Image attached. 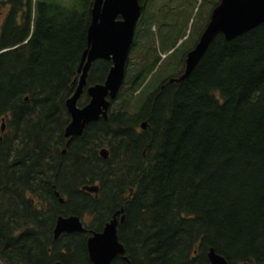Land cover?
I'll return each instance as SVG.
<instances>
[{
	"label": "trees",
	"instance_id": "trees-1",
	"mask_svg": "<svg viewBox=\"0 0 264 264\" xmlns=\"http://www.w3.org/2000/svg\"><path fill=\"white\" fill-rule=\"evenodd\" d=\"M48 1L0 2L9 9L0 31V264H87L81 234L51 241L56 216L87 217L99 231L119 207L127 261L110 264H207L208 248L227 264H263L264 24L215 37L188 77L168 85L218 1L197 0L195 10L196 0H175L196 11L178 27L169 0H140L106 120L65 146L63 103L79 76L92 0ZM109 64L93 62L85 87L102 83ZM85 184L97 185V199L77 190Z\"/></svg>",
	"mask_w": 264,
	"mask_h": 264
},
{
	"label": "water",
	"instance_id": "water-1",
	"mask_svg": "<svg viewBox=\"0 0 264 264\" xmlns=\"http://www.w3.org/2000/svg\"><path fill=\"white\" fill-rule=\"evenodd\" d=\"M140 0H92L89 12V24L85 28L86 49L80 55V62L77 66L75 89L63 106L65 107L69 122L63 128L65 146L68 141L82 133V128L98 119L106 120L110 102L116 98L120 89L127 59V52L132 43L134 27L138 21L141 11ZM208 13V21L204 25L202 32L193 48L185 54L183 71L178 77L170 78L167 84L182 82L188 74L193 71L197 61L203 56L205 49L212 43L217 36H221L225 41H230L237 36L264 24V0H217ZM97 60L109 62V68L102 83L85 87V77L90 65ZM84 89V90H83ZM83 90L88 97V102L81 108L77 107L76 102ZM145 123L139 125L144 129ZM5 130L2 123L1 131ZM64 152V149L60 153ZM98 156L105 159L107 153L104 149L98 150ZM95 186H83L80 188L87 193L96 194ZM58 196L57 193L54 194ZM61 203L62 199H58ZM113 213L111 219L103 225L102 231L91 232L90 238H86V252L89 264H109L116 256L123 255V248L116 239V216ZM124 216L119 218L122 222ZM53 239L63 233H83L79 218L75 216L58 217L53 226ZM206 260L208 264H227L221 256L208 249ZM125 260V258H122ZM247 264V263H242ZM261 264V263H260ZM264 264V262H263Z\"/></svg>",
	"mask_w": 264,
	"mask_h": 264
},
{
	"label": "flooded vegetation",
	"instance_id": "flooded-vegetation-1",
	"mask_svg": "<svg viewBox=\"0 0 264 264\" xmlns=\"http://www.w3.org/2000/svg\"><path fill=\"white\" fill-rule=\"evenodd\" d=\"M8 13V12H7ZM7 15V14H6ZM86 88V87H85ZM82 91V90H81ZM83 93H85L84 91H83ZM82 94V93H81ZM85 96H86V94H85ZM87 97V96H86ZM87 102H88V97H87ZM86 103V102H85ZM84 103V104H85ZM84 106V105H83ZM77 107H79V108H81L80 106H77ZM67 118H68V116H67ZM68 122H69V118H68ZM68 124V123H67ZM141 125V124H140ZM66 127V126H65ZM144 127V126H143ZM140 128V127H139ZM83 129V128H82ZM141 129V128H140ZM144 129H145V127H144ZM144 129H141V130H144ZM83 131V130H82ZM63 135V134H62ZM81 135V134H80ZM79 135V136H80ZM64 138V137H63ZM74 138V137H73ZM65 139V138H64ZM65 145V144H64ZM101 149H104V148H101ZM100 149V150H101ZM105 150V149H104ZM62 152V151H61ZM105 152H106V150H105ZM98 153V152H97ZM100 157V156H99ZM107 157V156H106ZM101 158V157H100ZM103 159V158H102ZM83 186H86V187H89V186H95L96 188V194L94 195V193H87L86 191H82L80 188H82ZM80 188H78L77 190L78 191H80V192H82V193H85L87 196L88 195H91L94 199H97V196H98V187H97V185L96 184H88V185H82V186H80ZM55 193H57V192H55ZM54 193V194H55ZM58 194V193H57ZM130 194V192L128 193V195ZM127 195V196H128ZM55 196V195H54ZM55 197H57V200L58 199H62L61 197H59V195L58 196H55ZM64 201V199H62V202ZM59 203V202H58ZM60 204V203H59ZM121 210V212H119L118 213V215L116 216V220H117V224H116V239H117V232H118V228H119V225H121V224H123V222L125 221V216H124V214H123V212H124V209H123V207H119L117 210H115V211H113L111 214H110V216H109V218L107 219V221H105L103 224H102V228H103V225L104 224H106L110 219H111V217L113 216V213L114 212H117V211H120ZM70 216H74V215H68V216H64V217H70ZM121 216H124V219H123V221L122 222H119V218L121 217ZM58 217H63V216H56V219L58 218ZM63 217V218H64ZM78 218H79V220H80V222H81V227L82 228H84V232L83 233H77V234H81L82 236H83V238H82V240H83V244H84V249L86 250V238H90V236H91V232H100L101 233V231H102V228H101V230H99V231H93V230H88L87 228H86V225H88V221H87V217H85V218H82V217H80V216H77ZM76 216H75V218H77ZM56 219H55V222H56ZM90 221V220H89ZM55 222H54V225H55ZM52 228H53V226H52ZM52 233H53V229H52ZM71 234H75V233H65V234H63V233H61V234H59L56 238H54L53 239V234H52V239H51V241H55V240H58V239H61V238H63V241L65 240V236H69V235H71ZM77 234H75V235H77ZM65 237V238H64ZM117 241H118V243H120L119 242V240L117 239ZM121 244V243H120ZM122 245V244H121ZM122 248L124 249V247H123V245H122ZM122 249V250H123ZM209 249V248H208ZM84 250V252L86 253V263L87 264H89L88 262V255H87V252ZM206 255H207V253H206ZM116 258H119L122 262H125L126 263V258H125V253L123 252V255L122 256H116L114 259H112L110 262H109V264L113 261H115V259ZM122 258H125V260H123ZM207 258V257H206ZM60 262L59 261H54V263L53 264H59ZM207 264H208V261H207Z\"/></svg>",
	"mask_w": 264,
	"mask_h": 264
},
{
	"label": "rangeland",
	"instance_id": "rangeland-1",
	"mask_svg": "<svg viewBox=\"0 0 264 264\" xmlns=\"http://www.w3.org/2000/svg\"><path fill=\"white\" fill-rule=\"evenodd\" d=\"M3 1H5V0H0V2H3ZM55 2H50V1H48V4H55V6L56 5H58L59 7H63V8H67L68 7V4L71 2V0H54ZM163 0H159V1H157L156 3H158V4H160V2H162ZM196 2V5H195V10L197 9V7H198V2H197V0L195 1ZM45 3H47V2H45ZM168 7H169V9H170V13L172 12V13H175V12H179V11H181L180 12V15H181V19L179 20V23H178V27H180V26H182V25H184V20H185V18H186V16H184V13L186 12V13H188L189 12V14H190V16H189V18L190 19H192L193 18V16H194V14L193 13H195L196 11H191L190 12V10L189 9H183L184 8V6H181V4L180 3H177L175 0L173 1V0H169L168 2ZM60 4V5H59ZM158 6H160V5H155V4H153L152 6H151V11H153V12H155V8H157ZM71 7V6H70ZM70 7H68V8H70ZM8 7L7 6H0V31H1V27H2V24H3V21H4V19H5V17H6V14H7V12H8ZM183 16V17H182ZM172 17L169 15V13L167 14V17L165 18V20H166V22L168 21V23H172ZM151 31L152 32H154L155 33V28L153 29H151ZM180 42L181 41H179L178 43H177V45L178 44H180ZM155 47L157 48V53H158V56L160 57V59H163V57H164V54L162 53V52H158V47H159V44L158 45H155ZM139 53V52H138ZM170 53V51L167 53V54H169ZM136 54V53H135ZM140 54V53H139ZM137 56H139L138 54H136V57ZM135 56H134V59H137ZM165 75V74H164ZM163 76V75H162ZM153 84H155V82L154 83H152V84H150V86L148 87V89H150L151 88V85H153ZM143 92V91H142ZM144 94H141L140 95V97H142ZM115 100V99H114ZM113 100V101H114ZM112 102V101H111ZM119 101H116V102H114V107H118L119 106ZM87 221H88V223H89V219H87Z\"/></svg>",
	"mask_w": 264,
	"mask_h": 264
}]
</instances>
